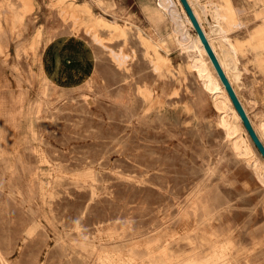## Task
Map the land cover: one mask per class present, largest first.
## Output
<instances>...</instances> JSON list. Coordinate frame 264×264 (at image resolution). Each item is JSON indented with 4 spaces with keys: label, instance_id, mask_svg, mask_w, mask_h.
Listing matches in <instances>:
<instances>
[{
    "label": "rangeland",
    "instance_id": "obj_1",
    "mask_svg": "<svg viewBox=\"0 0 264 264\" xmlns=\"http://www.w3.org/2000/svg\"><path fill=\"white\" fill-rule=\"evenodd\" d=\"M196 1L220 2L229 8L223 13L234 9L230 17L239 12L229 18L237 22L231 26L233 41H246L264 19L257 0ZM173 2L183 17L179 3ZM70 4L129 25L127 39L108 40L103 29L111 47L103 49L81 25L74 31L75 17L63 12ZM151 11L161 13L160 24L149 17ZM167 11L161 0H0V264H118L106 261L105 253L147 235L161 236L174 255L186 256L193 246L182 239L186 228L180 209L201 186L213 189L215 225L227 226L232 238L257 257L256 264H264V175L258 177L232 149L211 94L186 69L187 54L177 47L169 53L160 49L172 70L161 71L166 84L159 87L167 99L161 110L134 119L132 103L115 102L119 92L132 89L140 107L138 84L146 79L152 85L158 78L140 37L167 42L174 27ZM20 13L23 19L17 21ZM203 18L209 29L211 13ZM187 29L194 34L189 25ZM71 31L97 57L90 69L85 62L76 65L79 84L55 86L46 81L48 38L68 35L64 50L79 53ZM110 50L125 56L128 70H120L129 75L130 84L115 83L118 77L105 73L102 85L104 69L118 71ZM250 57H239L243 71L237 88L258 127L264 123V73Z\"/></svg>",
    "mask_w": 264,
    "mask_h": 264
},
{
    "label": "bare ground",
    "instance_id": "obj_2",
    "mask_svg": "<svg viewBox=\"0 0 264 264\" xmlns=\"http://www.w3.org/2000/svg\"><path fill=\"white\" fill-rule=\"evenodd\" d=\"M257 1L261 3L260 8H259L260 14L262 17H264V0H257ZM177 2L180 5V9H181V12L183 13V17L178 13L177 7L174 4L173 0H161V3L163 4V6L169 10V12L168 11L167 12L170 14L169 16L171 17V20H172L171 22H173L172 24L174 26L172 32L169 33V39L167 42L156 43L154 41L144 38L141 35H140L141 37L139 36L140 39L142 38L141 41L143 40L142 42H144V44L147 47V53L149 55H152V57L151 58L149 57V58L153 62V67H154L153 69H155V71L156 70L158 71V74H157L158 78L155 80V83L153 82L154 84L152 85L146 79L143 80L141 84L139 83L138 86L135 85V82H133L134 85L137 86V93L141 95L139 97L141 100V106L137 107L136 104L134 103L138 100V98L135 96L136 94L134 93V91H132V89L119 92V94H117V96L115 97V102L118 103V105L127 104L126 107H128V104L132 103L131 105H129V108L131 109V115L130 113L129 115L134 119L146 118L150 116L152 112L161 110L162 107L166 105L165 103L167 100L164 97L165 96L164 93L166 91L163 90L162 86L159 87L160 84H166L164 83L165 81L163 78L165 76V73L161 71L166 69L169 72H172V70H171L169 57H167L166 55H163L162 52H160V49L164 48L167 51V53H169L170 52L169 50L171 48L173 47L179 48L180 53L182 54L186 53L188 56L187 57L188 61H186L187 65L185 64L186 69L192 72L197 77V79H199L202 91L208 92L211 94L213 104L219 112L217 115L218 116L217 120L219 124L226 131V135L230 141V145L232 149L235 151L237 156H239L241 159H243L248 164H250L254 168V171L258 175V177L262 179L264 175L263 173L264 172L263 171L264 158L260 156L261 153L258 154L257 153L258 151L256 152L255 149L257 147L254 148V145H253L254 142L249 132L247 131L240 114L235 108L227 89L225 88L221 78L219 77L217 70L215 69V66L209 54L207 53V50L203 42L201 41V38L199 34L197 33L181 0H177ZM189 2L197 18L199 19V22L201 23L217 57L219 58V61L221 65L223 66V69L225 70L245 110L247 111L254 128L256 129L259 137L264 143V123H261V125L257 127V124H255V122L253 121L245 105V102H243V100L241 99L239 90L237 88V82L240 79V76L242 74L241 72L243 71V70L241 71L240 69L241 67H239L240 55L246 56L251 53L253 55V58L250 57V59L252 58L254 61L253 62L254 65L260 71L264 73V19H263L262 24L259 26V28H256L253 32L249 34V36H247L248 38L246 39V41L245 40L244 42L243 41L241 42L238 40L233 41L230 38L231 26L236 25L237 22H233L232 24L231 23L232 20H230L229 18H234L235 16L238 17L239 15H237V12H238L237 10H236L237 11L236 15H234V17H230L228 13L233 11L234 9L232 10L230 9L231 11L226 12L227 14L223 13L222 10L224 9V12H225L226 7H223L225 6L224 4L223 6H221L220 2L216 1L218 4L213 1H212L213 3L208 2L204 4H200L196 0H189ZM57 3L58 2H56V4ZM22 9H23V6H22ZM63 9H64L63 12L65 15L68 14L70 16L75 17L74 18L75 22L73 21L74 23L72 24L73 25L72 27H74V31L79 30L77 29L78 25H81V27L85 29L84 32L87 31V33H89L92 36V39L95 41V43H98V45L102 46L103 49L111 48L110 46L105 44L106 37H104L103 33H101V30L103 29L107 30L110 34L109 35L110 37L108 38V40L113 39V38L117 39L121 37L124 38L125 40L127 39L125 37L128 34L129 25L128 26L124 25L122 27L116 24V22L107 20L104 17L102 18L98 16H92L90 12V8L86 6L76 7L73 4H70V5L65 6ZM226 9L228 10L229 8L227 7ZM208 12L211 13L212 18L214 20V24L210 25L211 28L209 26V29L206 27V23L204 22V18H203V15H206ZM233 12L235 14V11ZM149 17L156 24H160L162 21V15L158 11H151L149 14ZM22 19H23V15L21 13L19 15L17 14L16 20L22 21ZM187 25H189L190 28L193 29L194 31L193 35H191L190 32L188 31ZM243 26L244 25H242V27ZM71 34L74 35L76 33H73V31H71ZM76 36H77V42L80 45V49H81V52L79 53L78 52H66L64 50L63 43L68 38V35H62L60 38H58V37H54L53 34H51L50 37L48 38L49 39L48 74L46 76V81L48 83H52L55 86L58 85V86H63V87L66 85L73 86L75 83L79 84L80 81L82 80L80 78L81 71L79 70L76 71L74 69L76 65H78L79 63L85 62L84 64H86L89 69L93 66L94 58L97 57V54H95V49L93 47H90L89 44L84 41V39L79 38L80 37L79 35L76 34ZM111 50L110 52L111 53L113 52L112 61L117 65L116 67H118L117 68L118 71L114 73L113 69L111 70L104 69L103 70L104 73L99 74V76L102 78L101 79L102 85L106 83L105 82L106 76L104 75L105 73L110 74V77H112L113 79H116L118 77V80L115 81V83L126 82L127 84H130L126 77L127 74L124 73L125 75H123L122 72L124 71L121 72L122 67H125L128 70V66H124V64H126L125 61H123L125 60V56L123 57L122 55H120L121 53L120 54L114 53L116 51H111ZM84 56H87L85 58L86 60L85 59L80 60ZM68 60H70L69 63H68ZM67 66L70 67L68 69L69 71L68 73H67V68H66ZM179 67L180 66H178L177 68ZM85 72H86L85 73V76H86L88 74L87 70H85ZM179 73L181 75L184 74V70L180 69ZM120 75L122 77H120ZM137 81H138V78H137ZM199 91L200 90L198 89L197 93ZM174 92L176 93V91ZM171 95H174V93H172ZM201 95H203V92L201 93ZM207 101L209 100L207 99ZM167 107H168V104H167ZM159 118L160 120L158 121L160 123L163 118L162 119L161 117ZM132 140H135V139H132ZM211 190H209L207 187H204V186L198 187V189L190 197L189 202L187 201L186 205L180 209L181 221L183 223L182 225L185 226L186 228L185 231L183 232V236L182 234L180 236H182V239L188 240L191 243V246H193L190 254L183 256V257L176 256L174 255V253H172L171 250H169L170 243L162 242V239L160 238L161 236L159 235L145 236L144 235L145 237L143 238L145 239L138 240L133 244H127L126 240L124 243L122 242L120 244H117L111 251L105 253L104 259L109 262H118V264H130V263L131 264H142V263L160 264L161 261H168L171 264H254V263L256 264L257 257L254 256V254H252L251 251L248 252L250 249L249 250L246 249L247 247L245 248L244 245L239 244L235 239L232 238L231 234L233 233L227 226L221 224L222 227L221 226L218 227L217 225H215L214 221L217 218L216 217V212H217L216 205L217 204L215 203L214 198L212 196L213 192L212 194L210 192ZM217 198H215L216 201H217ZM254 237L256 238L257 236H254ZM142 247H144V249H142ZM253 247H250V248L253 249Z\"/></svg>",
    "mask_w": 264,
    "mask_h": 264
},
{
    "label": "water",
    "instance_id": "obj_3",
    "mask_svg": "<svg viewBox=\"0 0 264 264\" xmlns=\"http://www.w3.org/2000/svg\"><path fill=\"white\" fill-rule=\"evenodd\" d=\"M181 2L183 4L185 10L187 11L197 33L199 34L201 41L203 42V44L207 50V53L209 54L214 66H215V69L217 70L219 77L221 78L225 88L227 89L229 96H230L231 100L233 101L235 108L237 109L238 113L240 114L247 131L249 132L254 144L256 145V147L258 149V151L264 157V143L261 140V138L259 137L256 129L254 128L247 111L245 110L239 96L237 95V92L235 91V88L233 87V85H232L230 79L228 78L225 70L223 69V66L221 65L219 58L217 57L211 43L209 42V39H208L201 23L199 22V19L197 18L189 0H181Z\"/></svg>",
    "mask_w": 264,
    "mask_h": 264
}]
</instances>
